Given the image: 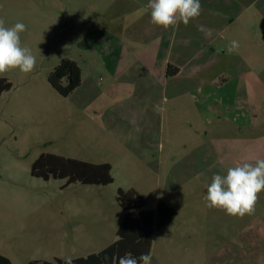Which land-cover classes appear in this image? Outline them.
<instances>
[{
	"label": "rangeland",
	"instance_id": "rangeland-1",
	"mask_svg": "<svg viewBox=\"0 0 264 264\" xmlns=\"http://www.w3.org/2000/svg\"><path fill=\"white\" fill-rule=\"evenodd\" d=\"M118 1L0 0L4 27L24 23L22 46L37 60L30 74L19 69L0 74L13 85L0 96V255L14 264H58V258L98 253L117 240L124 217L118 190L135 189L146 210H156L162 201L176 213L155 233L152 264H264V191L254 214L243 218L210 209L204 199L214 174L264 159V33H255L242 19L223 37L218 32L194 37L184 55L197 60L169 87L145 76L136 84L134 108L147 112L152 109L146 99L162 101L164 94L183 89L196 98L175 106L161 102L165 124L169 115L173 121L148 140L132 141V134L125 143L101 119L113 105L110 96L123 95V87L105 71L106 56L91 46L100 41L91 34L94 27L116 25L102 13L114 10ZM204 39L214 43L200 55L204 44L198 42ZM233 40L240 49L228 55L223 51ZM64 58L78 62L84 77L69 97L49 82ZM200 87L208 88L201 101ZM88 94L96 102L85 108ZM42 154L110 163L114 183L66 186L65 179L35 177L32 165Z\"/></svg>",
	"mask_w": 264,
	"mask_h": 264
},
{
	"label": "crops",
	"instance_id": "crops-1",
	"mask_svg": "<svg viewBox=\"0 0 264 264\" xmlns=\"http://www.w3.org/2000/svg\"><path fill=\"white\" fill-rule=\"evenodd\" d=\"M200 2L202 14L198 18L193 19L187 26L180 23L178 27H169L167 30L151 24L150 10L146 9L148 0H119L117 4H114L116 5L114 10L102 13L107 20L113 21L116 25L111 28L94 27L95 30L91 34L93 33V38L100 41H95L98 46L91 42V46L106 56V59L103 57L105 71L124 90L121 96H110L113 105L103 112L105 114L101 117L105 122L104 126L109 128L111 133L117 134V140L125 142L133 136L138 140L133 138L132 141L140 142L144 137L148 140L150 134L158 132L160 128L164 129L167 123L173 121L169 115L165 124L166 110L160 107L161 102H172V106H175L176 102L188 103L196 98L195 95H188L183 89L168 96L164 94L162 101L146 99L148 106L152 109L147 112H140L139 108H134L136 106L134 101L137 99L136 84L145 76L153 79L157 84L166 83L165 85L169 87L171 83L179 79L186 68L193 64L194 59L197 60L192 56L184 55L185 52L189 53L192 50L194 37L203 39V35H212L217 32L218 36L223 37L229 28L234 26V23L242 19L248 20L246 27L254 30L255 33H264V0H200ZM215 20L218 22L216 23ZM261 22L263 23L262 29H260ZM236 38L237 35L234 34L233 39ZM206 40L198 42V46L199 43L204 44V49L198 52L200 55L203 54V50L206 51L205 48L214 43L211 40L207 44ZM203 58L204 63H208L207 53ZM169 65L177 67L179 73L173 77H167ZM128 89L131 91L126 93ZM164 89L167 92V88L164 87ZM200 90L202 95L198 100L207 99L208 88L200 87ZM86 97L84 107H90L96 102L95 96L88 94ZM133 103L134 106L130 107ZM91 109L87 110L89 114L96 113ZM205 116L207 117V114ZM210 120L213 121L212 117ZM153 145L147 143L150 150L154 148Z\"/></svg>",
	"mask_w": 264,
	"mask_h": 264
},
{
	"label": "trees",
	"instance_id": "trees-1",
	"mask_svg": "<svg viewBox=\"0 0 264 264\" xmlns=\"http://www.w3.org/2000/svg\"><path fill=\"white\" fill-rule=\"evenodd\" d=\"M179 69L168 66L167 77H173ZM51 86L63 97L71 96L83 83L82 68L73 59L64 58L49 77ZM7 78H0V96L12 89ZM113 166L110 163H90L79 159L54 154H42L32 165L31 174L45 181L67 180L66 186L84 185L109 186L114 183ZM118 203L124 217L117 231V240L104 250L87 257L76 258L72 264H113L112 258L131 252L134 256L152 252L155 233L171 224L176 213L173 208L160 201L156 210H146V201L135 189H119ZM65 264L62 259L55 260ZM0 264H14L8 257L0 255ZM28 264H54L49 261H31Z\"/></svg>",
	"mask_w": 264,
	"mask_h": 264
},
{
	"label": "clouds",
	"instance_id": "clouds-1",
	"mask_svg": "<svg viewBox=\"0 0 264 264\" xmlns=\"http://www.w3.org/2000/svg\"><path fill=\"white\" fill-rule=\"evenodd\" d=\"M146 9L150 10V22L167 30L178 27L180 23L187 26L202 14L200 0H148ZM0 19V74L10 69H19L24 74L35 70L36 57L31 49L22 46L21 33L26 31L24 23L17 22L11 27H4ZM239 48L237 41H230L224 49L231 55ZM264 191V159L251 163L236 165L227 169V174H214L207 186L206 207L223 210L226 215L243 218L252 215L258 201V194ZM113 264H152V255L141 253L138 257L131 252L113 257ZM65 264H72L67 257Z\"/></svg>",
	"mask_w": 264,
	"mask_h": 264
}]
</instances>
